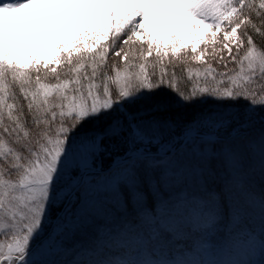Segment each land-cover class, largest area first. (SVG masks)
<instances>
[{
    "label": "snow or ice",
    "instance_id": "obj_1",
    "mask_svg": "<svg viewBox=\"0 0 264 264\" xmlns=\"http://www.w3.org/2000/svg\"><path fill=\"white\" fill-rule=\"evenodd\" d=\"M241 234L264 256V0H0V264H221L193 257Z\"/></svg>",
    "mask_w": 264,
    "mask_h": 264
},
{
    "label": "rangeland",
    "instance_id": "obj_2",
    "mask_svg": "<svg viewBox=\"0 0 264 264\" xmlns=\"http://www.w3.org/2000/svg\"><path fill=\"white\" fill-rule=\"evenodd\" d=\"M200 47H203V45H200ZM154 98H156V96ZM177 100L178 98H170V100H165V101L176 102ZM204 257H207V260L219 261L221 262V264L227 261H232V262L254 261L257 262L258 264V262L261 259H264V256H262L261 253L260 240L258 238L245 240L242 234L235 239V242L231 246L230 252L227 254H217L213 256L208 252L203 251L201 253V256L193 257V258L199 259Z\"/></svg>",
    "mask_w": 264,
    "mask_h": 264
},
{
    "label": "trees",
    "instance_id": "obj_3",
    "mask_svg": "<svg viewBox=\"0 0 264 264\" xmlns=\"http://www.w3.org/2000/svg\"><path fill=\"white\" fill-rule=\"evenodd\" d=\"M211 62L213 63V66L216 67L218 70H221V71L223 70L220 65L216 64L215 61H211ZM191 66L193 68L203 67V65H198V64L191 65ZM230 67H231V65H230ZM182 68H183V66L176 68V73L178 76L182 75L184 77V81L180 83V87L184 88L185 82H187V74H186V72H181ZM169 70L171 71V68ZM187 83L190 84L191 82H187ZM155 96H156V98H154V99L157 101H165V100H170V98H177L176 93L170 89H167V88H164L162 90H158V92L156 93Z\"/></svg>",
    "mask_w": 264,
    "mask_h": 264
}]
</instances>
